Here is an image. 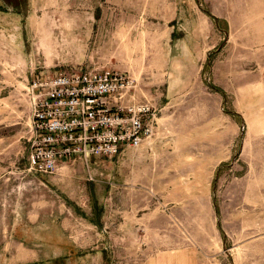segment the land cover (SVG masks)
I'll use <instances>...</instances> for the list:
<instances>
[{"label": "rangeland", "instance_id": "1", "mask_svg": "<svg viewBox=\"0 0 264 264\" xmlns=\"http://www.w3.org/2000/svg\"><path fill=\"white\" fill-rule=\"evenodd\" d=\"M12 2L0 0V264H147L168 249L264 264V0ZM106 69L168 102L159 186L122 188L139 169L122 154L28 170L33 79ZM122 189L143 197L148 233H112Z\"/></svg>", "mask_w": 264, "mask_h": 264}, {"label": "built area", "instance_id": "2", "mask_svg": "<svg viewBox=\"0 0 264 264\" xmlns=\"http://www.w3.org/2000/svg\"><path fill=\"white\" fill-rule=\"evenodd\" d=\"M30 86L31 172L54 174L68 160L117 157L156 134L159 108L123 71H66Z\"/></svg>", "mask_w": 264, "mask_h": 264}, {"label": "crops", "instance_id": "3", "mask_svg": "<svg viewBox=\"0 0 264 264\" xmlns=\"http://www.w3.org/2000/svg\"><path fill=\"white\" fill-rule=\"evenodd\" d=\"M156 105V104H155ZM168 102L166 105L159 108V114L161 111L167 108ZM157 106V105H156ZM158 107V106H157ZM163 116L159 115L158 125L156 127V134L151 139L146 140L139 148L137 149H124L122 152L121 162L126 163L127 166L134 165L136 168V178L128 177L125 181L122 180V188H131L140 186H159L160 183L157 178H154L152 173V168L158 165L159 155L170 154V147L166 144L171 140L169 134V123L168 121H160ZM143 166V169L141 167ZM147 171L150 177H145L146 179H141V173ZM130 176V175H129ZM166 185V184H165ZM121 209L117 210L114 207L117 206V203L114 204L113 197L110 201V228L113 233V229L122 234V235H134L140 234L141 232L148 233L149 230H145L143 227V216H139L142 209H144V199L139 194V191L134 192L131 189H122L121 200H120ZM120 213V221L113 227L115 220L117 219L116 214ZM149 216V215H148ZM106 218L109 222V216ZM156 217L151 216L149 222V229H157V223H155ZM153 231V230H150ZM191 249H168L164 252V256L160 259H154L151 263L147 264H199L198 257L193 253Z\"/></svg>", "mask_w": 264, "mask_h": 264}, {"label": "flooded vegetation", "instance_id": "4", "mask_svg": "<svg viewBox=\"0 0 264 264\" xmlns=\"http://www.w3.org/2000/svg\"><path fill=\"white\" fill-rule=\"evenodd\" d=\"M14 1H15V0H13V2H14ZM16 1H17V0H16ZM13 2H12V3H13Z\"/></svg>", "mask_w": 264, "mask_h": 264}]
</instances>
